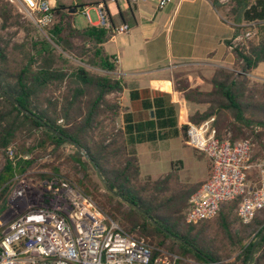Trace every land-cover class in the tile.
I'll use <instances>...</instances> for the list:
<instances>
[{
	"label": "trees",
	"instance_id": "trees-1",
	"mask_svg": "<svg viewBox=\"0 0 264 264\" xmlns=\"http://www.w3.org/2000/svg\"><path fill=\"white\" fill-rule=\"evenodd\" d=\"M76 7L59 2L54 4L51 7L54 20L44 28L45 35H39L33 32V28L23 25L20 15L13 12L12 4L0 0V87L28 111L23 112L0 95V150L15 143L22 130H39L40 138L27 148L17 143L19 150L16 151L30 150L33 153L35 149L45 150L48 145L57 149L65 142L75 145L84 151L83 155L87 156L85 162L93 166L101 185L94 182L83 164L80 167L83 178H75V183L122 230L144 239L154 248V254L162 247L193 260L195 264H224L209 250L202 236L203 226L210 220L201 222L204 224L199 228L181 225L189 196L202 182L179 184L174 168L162 177L152 179L147 176L140 180L135 145L163 139L169 131L178 134L187 126L186 123L178 125L171 96L149 88L129 89V105L122 106L117 97H109L123 92L125 83L121 78H113L107 73H91L83 65L70 68L68 55L107 72L116 68L112 56L106 54L102 47L114 34L115 27L110 17L108 25L88 23L78 28L73 23L71 11ZM102 9L107 15V10ZM231 10L236 15L241 12L245 21H264V0H255L251 4L249 0H235ZM9 27L23 30L21 42H11L3 36L1 31ZM238 29L235 27L234 34ZM261 35L258 40L250 41L246 48L233 50L240 71L216 69L210 90L192 88L185 80L176 83L178 98L207 104L203 111L189 115L187 121L200 123L215 116L214 125L220 135L229 116L235 122L232 124V139L244 136L242 127L263 122L264 84L250 83L246 76L264 61V32ZM14 51L22 53L20 61H13L11 55ZM119 116L122 124L116 126ZM46 124L61 135L46 129ZM37 155L28 160L19 159L17 170L24 171ZM39 166L47 168L39 172V176L60 174L59 165L54 162ZM14 169L7 161L0 171L1 200L14 184ZM236 206L237 200L228 202L216 216L218 227L229 237H232L230 229ZM260 212L262 216L256 215L251 223H241L242 232L257 226V239L241 244L243 258L240 264H247L250 260L253 264H264V209ZM237 242H242V239L238 238ZM254 245L253 252L259 251V254L252 258L250 254Z\"/></svg>",
	"mask_w": 264,
	"mask_h": 264
},
{
	"label": "built area",
	"instance_id": "built-area-1",
	"mask_svg": "<svg viewBox=\"0 0 264 264\" xmlns=\"http://www.w3.org/2000/svg\"><path fill=\"white\" fill-rule=\"evenodd\" d=\"M171 1L158 0L157 6L162 8ZM21 2L30 14H37V26L54 20V0ZM217 2L228 12L232 0ZM85 16L90 20L88 14ZM263 22L249 20L238 25L240 29L228 38L227 47L232 51L246 48L258 36ZM108 23L101 7L96 24ZM127 30L128 25L123 24L113 32ZM213 120L211 116L200 123L186 122L185 143L208 158L210 170L189 196L183 221L196 225L211 220L226 203L237 200V219L249 224L264 209V148L254 159L264 122L251 125L252 133L232 139L230 132L218 135ZM1 150L2 169L7 161L15 169L6 209L13 216H0V264H191V260L162 247L154 254L150 244L122 230L77 183L61 174L36 179L19 173L17 161L28 160L29 154L16 155L11 146ZM253 170L255 180L250 178Z\"/></svg>",
	"mask_w": 264,
	"mask_h": 264
},
{
	"label": "crops",
	"instance_id": "crops-1",
	"mask_svg": "<svg viewBox=\"0 0 264 264\" xmlns=\"http://www.w3.org/2000/svg\"><path fill=\"white\" fill-rule=\"evenodd\" d=\"M254 1L249 0V4ZM58 2L77 6L75 11L71 9L73 23L75 15L83 13L90 17L87 24H96L98 11L103 7L114 27L128 25L127 31L112 34L102 45L116 64L115 70L108 73L125 83L121 95L127 106L129 89L167 92L177 108L178 125L189 114L206 109L207 104L178 98L175 80L183 78L190 87L208 91L216 69L235 70L237 67L236 57L227 47V40L234 34L235 27L245 21L241 12L232 13L235 0L228 7V18L217 0H172L162 8L157 6L158 0H54L52 6ZM92 10L96 17L93 21ZM262 32L264 22L255 41ZM252 72L264 77V61L258 63ZM181 110H184L182 115ZM177 161L182 169V161ZM209 170L210 162L201 175L189 183L204 181Z\"/></svg>",
	"mask_w": 264,
	"mask_h": 264
},
{
	"label": "rangeland",
	"instance_id": "rangeland-1",
	"mask_svg": "<svg viewBox=\"0 0 264 264\" xmlns=\"http://www.w3.org/2000/svg\"><path fill=\"white\" fill-rule=\"evenodd\" d=\"M4 1H7L10 4H12L13 12L18 13L20 15V21L24 23L23 24L24 26L29 27L31 29L33 28L34 29L33 32L35 34L45 35L44 28H46L49 24H51V22L46 26L39 27L34 22V18H36L37 14H30L25 8V6L22 4L21 0H13V1L4 0ZM90 13H91V21L95 20L96 17L94 15V11L92 10ZM224 14H226V17L228 18V12L225 11ZM87 22H88L87 18L85 14L83 13H77L74 17L75 26L78 28L84 27L87 24ZM0 23H1V20H0ZM1 33L7 40H11V42H21L24 37L23 30L16 28V27L6 28L3 31H1ZM11 56L13 58V61L17 62L21 60L22 53L18 51H14ZM68 58H69L68 66L70 68H73L76 65H83L91 73L109 74L107 71H104L97 66H91V65L81 62L78 58L71 57L70 55H68ZM234 71L236 72L240 71V67L237 65ZM246 76L250 80V83H259V85L264 84V77L254 74L252 71L246 73ZM180 80L184 81L185 79L181 78V79L175 80L174 88L176 86V83ZM57 93L58 92H56L55 94ZM109 97L110 98L117 97L120 104L122 106H126L124 103L125 101L123 100L124 98L120 93L110 94ZM175 110L177 114L176 106H175ZM186 111L188 112L189 110H186ZM183 112L184 110H181L180 115H182ZM213 117H214V120H213V125H214L215 116ZM186 120L187 119L184 118L182 123L189 122ZM58 122H62V120H59ZM263 122H264V119H263ZM233 123H235L234 119L228 116V118L226 119L223 125L220 135H224L227 132L228 133L230 132L231 137H232V134H233L232 124ZM105 124H107V121L105 122ZM121 124H122V118L121 116H119L116 121V126H121ZM254 124H259V123H250L248 126L242 127L241 130L244 133V136L252 133L251 125H254ZM107 127L109 128L110 125L107 124ZM185 129L183 131L181 129L180 134H174L173 131H169V134L163 139H157L154 141H148V142L135 145V150L138 155V159L140 161V169H141L140 180L141 181L145 180L147 176L151 177L152 179L162 177L167 172H169L172 168H174L173 171L176 172L179 176L177 179V182L179 184L189 183L201 175V172L208 165L209 160L205 155L201 153H200V157H198L195 154L194 149L191 146L185 144ZM39 138H40L39 130H32L30 132L27 130H22L18 133L17 141L13 143L12 145H10L16 152V155L20 153L21 154L27 153L29 154L30 157H32L34 154H38L34 162L31 165L26 166L24 171L18 170L19 173L26 172L27 175L30 176L31 178L42 179L47 176H39L38 173L41 171H45L47 168L42 169V167L39 165L41 163L54 162L55 164L59 165V173L62 176H65L66 178L75 182V178H83V172L80 168L81 165L83 164L84 169L87 171L89 176L94 180V182H96L98 185H101L100 180H99V175L94 170L93 166L85 162L86 157L83 155V153H81L80 149H78L73 144L65 142V143H62L57 149H55L54 145H48L45 150L40 151L38 149H35L33 153L30 150L29 151H16V150H19L17 147V143L22 144L25 148H27V147L33 146L35 142L39 140ZM262 138H264V132L258 134V146L256 148V154L254 156V159L262 153V150L264 148V142L262 141ZM1 151L2 150H0V154L2 153ZM56 154H58V157L56 156ZM77 160H79L81 164H79ZM177 160L182 161V165H183L182 169H180V165L178 164ZM0 162H2L1 159H0ZM1 169H2V165H0V171ZM255 176H256V171L253 170L250 174L251 180L253 179L255 180ZM3 185L4 184H2V187ZM10 191L6 194V197L3 200H1L0 198V216H2L3 219H11L13 216V213L11 211L6 212L7 197L9 196ZM101 191H103L102 188H101ZM187 207L182 212L183 217H184V212L186 211ZM257 216L259 217L262 216V212H259ZM216 218L217 217L211 219L207 223V225L203 226L204 231H203L202 236L204 237L207 247L215 255H217L221 259V262H223L224 264H240L243 258V256L241 255V249H242L241 244H247L251 240L257 239V226L248 227L247 230L242 232L241 231L242 225L238 221L236 214H235V209H234L233 219L231 222V229H230L232 237H229V235L225 234V232L222 231L218 227L216 223ZM203 224L204 223H198L195 225V228H199ZM181 225H186L183 221V218L181 220ZM239 230L241 232L237 233L239 232ZM238 238H241L242 242H237ZM255 247L256 245H254L253 250H252V254H251L252 258H255L259 254V251L253 252ZM191 264H195V262L191 260ZM247 264H253V263H251V260H250L248 261Z\"/></svg>",
	"mask_w": 264,
	"mask_h": 264
},
{
	"label": "water",
	"instance_id": "water-1",
	"mask_svg": "<svg viewBox=\"0 0 264 264\" xmlns=\"http://www.w3.org/2000/svg\"><path fill=\"white\" fill-rule=\"evenodd\" d=\"M73 11H74V9H73ZM0 95L3 96L4 98L8 99L10 102H12L15 106H17L23 112L28 113V111L22 109V107L18 104V102L16 101V99L14 97H12L8 93L4 92L1 87H0ZM150 114L152 115L153 114V111H151ZM45 128L48 129V130H50L52 133H54L57 136H60L61 135V133L58 130H56L55 128L51 127L48 124L45 125ZM67 140H70V139L67 138ZM80 151H81V153L84 154V151L82 149H80ZM86 158H87V156H86ZM253 247H252V250H253ZM251 254H252V251H251ZM213 264H215V263H213Z\"/></svg>",
	"mask_w": 264,
	"mask_h": 264
}]
</instances>
